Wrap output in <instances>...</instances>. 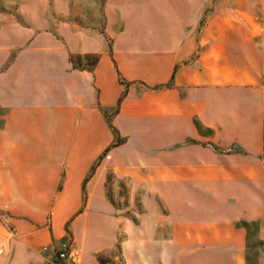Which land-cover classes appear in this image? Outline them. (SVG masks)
<instances>
[{
	"label": "crops",
	"instance_id": "crops-1",
	"mask_svg": "<svg viewBox=\"0 0 264 264\" xmlns=\"http://www.w3.org/2000/svg\"><path fill=\"white\" fill-rule=\"evenodd\" d=\"M250 235L264 0H0V264H249Z\"/></svg>",
	"mask_w": 264,
	"mask_h": 264
},
{
	"label": "rangeland",
	"instance_id": "rangeland-1",
	"mask_svg": "<svg viewBox=\"0 0 264 264\" xmlns=\"http://www.w3.org/2000/svg\"><path fill=\"white\" fill-rule=\"evenodd\" d=\"M120 188H119V187ZM118 187V188H117ZM117 191V192H116ZM109 196L111 197L115 207L121 209L128 204V188L123 182H117L112 175H109ZM142 211L140 202H136L135 210L128 212L125 215L136 219L138 214ZM253 249L249 252V264H259L261 259H264V239H260L256 235H250ZM101 261L106 264H123L119 252V247L115 248V252L107 256H103Z\"/></svg>",
	"mask_w": 264,
	"mask_h": 264
},
{
	"label": "trees",
	"instance_id": "trees-1",
	"mask_svg": "<svg viewBox=\"0 0 264 264\" xmlns=\"http://www.w3.org/2000/svg\"><path fill=\"white\" fill-rule=\"evenodd\" d=\"M121 83H123V82H121ZM124 84H125L126 87H128V85H129L127 83H124ZM108 120L110 122V116L108 117ZM117 143H118V141H117ZM84 189H85V186H84ZM65 249H69V247L66 246V248H63V249L59 250L58 252H56V254L54 256V259H53V262L51 264H59V263L61 264V263H63L62 260L59 259V254L61 252H63V251H66Z\"/></svg>",
	"mask_w": 264,
	"mask_h": 264
},
{
	"label": "built area",
	"instance_id": "built-area-1",
	"mask_svg": "<svg viewBox=\"0 0 264 264\" xmlns=\"http://www.w3.org/2000/svg\"><path fill=\"white\" fill-rule=\"evenodd\" d=\"M66 248V247H64ZM66 251H63L59 254V259L60 260H65L66 258H68V256H71V252L69 251V249H65Z\"/></svg>",
	"mask_w": 264,
	"mask_h": 264
}]
</instances>
